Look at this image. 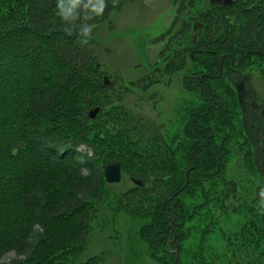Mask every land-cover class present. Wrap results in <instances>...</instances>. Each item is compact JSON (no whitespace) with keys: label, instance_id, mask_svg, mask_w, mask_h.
I'll list each match as a JSON object with an SVG mask.
<instances>
[{"label":"trees","instance_id":"16d2710c","mask_svg":"<svg viewBox=\"0 0 264 264\" xmlns=\"http://www.w3.org/2000/svg\"><path fill=\"white\" fill-rule=\"evenodd\" d=\"M129 1L104 0L96 15L89 0H78L62 20L56 0H0V264H104V254L81 257L106 204L102 170L112 162L144 184L116 191L107 206L141 221L138 239L156 262L172 264L178 250L177 264H264V184L226 181L209 137L213 110L200 98L207 96L200 82L223 80L202 75L218 73L221 52L212 43L227 40L241 54L244 46L264 51V0L204 11L194 9L201 0H170L175 31L159 57L164 73L181 72L198 99L197 130L187 121L182 134L129 110V89L104 84L90 51L95 24ZM192 16L196 39L187 40L183 20ZM84 25L91 27L86 37ZM94 106L101 111L90 119ZM219 118L212 116L220 130ZM240 163L264 177L263 154L257 166Z\"/></svg>","mask_w":264,"mask_h":264},{"label":"rangeland","instance_id":"374dc122","mask_svg":"<svg viewBox=\"0 0 264 264\" xmlns=\"http://www.w3.org/2000/svg\"><path fill=\"white\" fill-rule=\"evenodd\" d=\"M206 6L205 3L202 7ZM174 8L170 0L124 2L119 9L112 10L107 18L95 25L90 51L94 52L105 74L111 79L115 77L120 79L115 81L116 86L122 84L129 88V95L125 96L126 106L130 108L139 106L138 110L147 118H154L165 129L171 127L176 134H182L180 126L187 122L188 117L181 110V105L184 102L185 107L194 109L191 104L198 103V99L196 95L181 91L179 80L181 72L171 75L165 73L160 77L159 84L145 93L140 92L142 86L136 88L128 83L129 80L133 81L141 74L145 75L143 72L148 71L151 66L153 68L161 66V62H157L158 64L154 62L163 44L167 43L165 38L168 40V35L175 31L171 29V32L166 33L173 22ZM163 33L164 40L156 41V38ZM193 33L191 29L187 30L186 39L191 40ZM248 72H250L247 73L249 79L257 81L255 86L261 87L259 81H264V72ZM152 90H156L154 98L149 96ZM261 92L264 95V89H261ZM201 104L205 107L206 102L201 100ZM238 143L239 141L234 139L227 144L231 154L226 162L225 177L245 188L263 185V179L247 171V164L240 163L241 159L246 160L247 157L243 151L235 148ZM131 185L130 179L122 177L117 183L106 184L105 190H108V194L111 195ZM110 198L112 201L109 203L115 201L112 195ZM103 211L92 223L93 229L88 236L82 259L106 251L105 264H161L146 254L143 241H136L132 227L137 219L134 221L132 220L134 218L123 213L114 215L110 210ZM221 226L225 231L228 230L226 226ZM123 247L127 249V261L120 260L121 254L124 253ZM13 256V252L7 253L5 260Z\"/></svg>","mask_w":264,"mask_h":264},{"label":"flooded vegetation","instance_id":"af4514ba","mask_svg":"<svg viewBox=\"0 0 264 264\" xmlns=\"http://www.w3.org/2000/svg\"><path fill=\"white\" fill-rule=\"evenodd\" d=\"M210 2L211 4L224 3L222 0H211ZM193 22L194 20L191 24ZM221 45L223 47L222 54L227 59V62H224L222 65L225 79L220 82L209 81L204 83L207 88V93H212L204 98L207 107L217 109L220 101L227 99V103L222 105L221 110L225 111V113L229 112L233 116L238 115L240 118L238 131L245 135L250 134L256 136V141L259 142V137L262 133L264 137V95L261 92V89H264V81H259L261 82V87H256L255 84L257 81L243 79L240 73L242 72L243 74L244 69L256 71L258 68L255 65L249 66L246 69L247 65L245 63H249L252 55L262 56L264 58V51H262L263 53H259L260 50L245 48L243 56L247 61L241 63L243 56H236L235 58L230 51L226 50L227 40H223ZM250 53L251 55H249ZM253 61L256 63H264V59L261 58L254 59ZM219 90L221 95L218 94ZM189 114L191 116L194 114V111H189ZM236 130L233 129V131ZM209 137H212V133L209 134ZM222 151H225V148Z\"/></svg>","mask_w":264,"mask_h":264},{"label":"clouds","instance_id":"9594fccd","mask_svg":"<svg viewBox=\"0 0 264 264\" xmlns=\"http://www.w3.org/2000/svg\"><path fill=\"white\" fill-rule=\"evenodd\" d=\"M78 0H70V4H65L64 0H56V15H58L62 20L67 19L72 8L77 4ZM90 13H95L99 15L104 8V0H89V3L86 5ZM87 15V14H86ZM91 30V27L84 25L81 30L82 37H86L87 33Z\"/></svg>","mask_w":264,"mask_h":264},{"label":"water","instance_id":"95a60500","mask_svg":"<svg viewBox=\"0 0 264 264\" xmlns=\"http://www.w3.org/2000/svg\"><path fill=\"white\" fill-rule=\"evenodd\" d=\"M104 81L107 82L106 77L104 78ZM98 109H99L98 107H95V108L89 110L88 116L93 118L95 116V114L97 113ZM104 177L109 182L118 181L120 179V167H119V165L117 163H112V164L107 165L104 168ZM134 181L136 183H140V181H138V180H134ZM177 259H178V254L176 255V258H175V261L173 264H176Z\"/></svg>","mask_w":264,"mask_h":264}]
</instances>
